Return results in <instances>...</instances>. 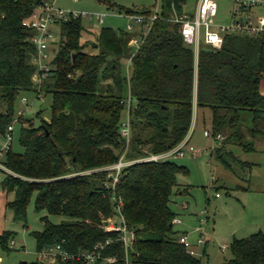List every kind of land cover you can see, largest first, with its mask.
I'll list each match as a JSON object with an SVG mask.
<instances>
[{"label": "trees", "instance_id": "1", "mask_svg": "<svg viewBox=\"0 0 264 264\" xmlns=\"http://www.w3.org/2000/svg\"><path fill=\"white\" fill-rule=\"evenodd\" d=\"M49 1L0 0L1 135L16 119L18 94L35 92V46L24 23ZM185 6L186 0H163L159 19L135 53L129 43L136 33L102 28L91 42L83 41L82 18L59 25L60 44L42 87L52 96L51 118L36 126L22 117L19 142L24 152L10 149L3 162L10 174L2 188L15 196L7 204L15 221L27 222L33 197L37 213L66 219L60 224L41 219L44 230L32 233L38 251L54 245L72 253L93 251L112 241L103 257L116 261L106 264H126L118 233L104 228L109 219L118 222L117 196L135 233L133 264H202L174 230L176 214L170 204L182 191L177 177L186 173L184 167L173 160L134 164L125 169L116 189L107 186L108 173L93 172L124 155L136 161L177 148L193 125L196 83V107L212 111L211 132L223 137L214 150L223 163L231 167L224 157L236 159L234 148L256 151L254 141L264 136V37L226 36L221 50L202 48L196 64L182 25L170 21L173 11L183 14ZM125 14L150 16L152 11ZM89 46L97 53L84 52ZM124 113L131 124L129 144L121 134ZM245 115L251 117L249 123ZM11 238L10 233L0 234L3 250H10ZM228 249L231 258L225 264H264V232L234 238ZM53 264L84 263L58 259Z\"/></svg>", "mask_w": 264, "mask_h": 264}, {"label": "rangeland", "instance_id": "2", "mask_svg": "<svg viewBox=\"0 0 264 264\" xmlns=\"http://www.w3.org/2000/svg\"><path fill=\"white\" fill-rule=\"evenodd\" d=\"M53 2L60 10L79 15L86 14L87 17L82 18L85 28L83 41L91 42H96L98 32L102 28H111L119 32L127 31L128 26H132L134 33L138 34L141 30L140 26L132 17L125 14V11L153 12L157 8L161 10L163 5V0H53ZM196 3L197 0H186L185 12L191 19L195 18ZM231 9L232 5L229 1H222L218 20H229ZM252 13L255 16L264 15V6L257 7ZM90 15L102 16L103 25L99 24L95 18H89ZM52 43L54 45L47 53L50 61L53 60L54 51L60 44L59 28L55 29ZM93 49L89 46L84 52L97 53ZM123 65L127 66V61H123ZM42 96L38 99L36 92H20L15 102V118H18L19 111H23V119L32 120L36 126L41 123L42 119L49 121L52 96L44 93ZM23 99H26L28 103L24 104ZM39 112H41V117L37 116ZM212 115L210 109H200L194 117L190 145L197 149L199 154L196 157L188 154L183 159L173 160L178 166L184 167L186 173L179 174L177 177L182 194L172 196L170 207L176 214V221H186L192 226L195 240L193 243L189 239V243L197 253L196 257L202 259V264H225L231 258V253L229 249L223 251L222 248L229 247L233 237L225 238L236 225L251 224L255 221L257 214L255 212L260 201H264V136L254 141L255 152H243L240 148H234L232 151L236 159L229 156L224 157V160L231 166L228 168L214 152L217 147L215 140L204 136L205 131H212ZM244 119L249 123L251 117L245 115ZM126 122L127 114L124 113L123 123ZM21 129L22 124L18 123L13 133L11 146L14 153L24 152L19 142ZM5 143V136L0 134V151ZM2 156L1 165L5 159V155ZM7 173L5 168L0 167V234L10 233L12 238L9 251L0 247V264L42 263L39 260L36 240L32 233L44 230V223L41 220L43 217H48L53 224H60L66 219L51 216L46 211L37 213L35 197H33L27 210V222L15 221L14 212L7 207L8 203L14 201L15 196L6 194L2 188V182ZM254 224L252 229L249 228L236 237L243 239L259 231L264 232V224L258 229L255 226L259 224ZM200 227L206 233L204 245H197L201 237L198 230ZM174 230L179 234L184 231L176 223ZM44 263L53 264L54 262Z\"/></svg>", "mask_w": 264, "mask_h": 264}, {"label": "built area", "instance_id": "3", "mask_svg": "<svg viewBox=\"0 0 264 264\" xmlns=\"http://www.w3.org/2000/svg\"><path fill=\"white\" fill-rule=\"evenodd\" d=\"M222 1L225 0H197L194 19H191V17L186 12L179 14L176 10L173 11L170 21L175 24L182 25V35L184 42L193 49L196 64L198 63L202 48L205 47L214 51H219L224 45L226 36L237 35L264 37V15L255 16L252 13L257 7L264 6V0H227L232 5L230 19L226 21H219L218 17L220 3ZM160 13L161 10L157 8L150 16H130L135 20L141 29L138 34L133 36L129 43V46L134 49V53L137 52L145 42L154 22L159 19ZM83 17H87L86 14L79 15L56 8L53 0H51L39 6L32 17L25 21L24 26L32 32L31 41L35 46L34 64L37 69L34 76V82L35 92L38 99L43 97V83L49 76V73L52 69V61L49 60L50 58L47 53L50 52L51 46L53 47L54 45L53 43L51 44V41L54 38L55 29L59 28V25L63 22H68L71 19ZM89 18H95L101 25L104 23L102 16L94 17L90 15ZM127 31L134 33V28L132 26H128ZM130 62L131 60L129 63ZM22 102L24 104L28 103L26 99H23ZM22 117H24V112L19 111L18 118H16L8 126L5 135L6 143L3 149L0 151V158L2 155L4 156L10 151L15 127ZM193 127L194 125L190 129V132L185 140L177 148L170 152L158 155L150 154L147 157L136 161H127L124 155L118 163L95 170L93 172L108 173V180H110V183L107 186L116 189L117 185L120 183L125 169L129 166L138 163H162L166 161L183 159L188 154L192 157H196L199 154V151L190 145ZM121 134L126 140L127 144H129L131 140V124L129 119L125 124L122 125ZM204 136L206 138H212L215 140V142L223 140L221 135L214 137L211 131H205ZM0 167L5 168L3 165H1V163ZM7 171L10 174V171ZM217 197H219V195H217ZM114 202L116 205V211L118 212L117 219L119 221L116 222L114 219H109L107 221L108 226H105L104 222V228L107 232L118 233L117 241L123 243L126 255V264H133L130 259V252L135 241V233L129 229L122 215L123 203L121 199L115 196ZM174 223L179 222L175 220ZM198 230L201 233L198 245H204L206 233L201 227L198 228ZM180 242L187 248V251L191 256L196 257L197 253L192 249V245L189 243V240L186 236L181 237ZM111 243L112 241H108L106 245L100 244L96 246L93 251L79 250L74 253L65 250L62 245H54L45 247L41 251H38V256L40 262L42 263L55 262L58 259L70 262H83L84 264L114 263L116 261L115 258L103 257V251ZM226 249H228L227 246L222 248L223 251Z\"/></svg>", "mask_w": 264, "mask_h": 264}, {"label": "crops", "instance_id": "4", "mask_svg": "<svg viewBox=\"0 0 264 264\" xmlns=\"http://www.w3.org/2000/svg\"><path fill=\"white\" fill-rule=\"evenodd\" d=\"M260 90H261L262 94L264 95V79L261 82ZM194 95H195V106H194L193 120H194V117L196 115V112L198 111V109L196 107L197 83L195 85V94ZM179 194L181 195L182 193L180 192ZM185 207H186V205H185ZM255 213H257L255 215L256 216V220L253 221V222L259 224L258 226H255V228L258 229V227H260L261 225L264 224V201L263 200L260 201V204L258 206V209H257V211ZM253 222L251 224H248L247 223V224H243V225H236L235 228H233V230L229 234V236L228 237L226 236L227 238H225V239H229L230 237H233V239L234 238L238 239L236 236L237 235H240L239 233H243V231H245V230H247L249 228H251V229L253 228V224H254ZM176 224L179 225V227H180L181 230H184L181 234H179V232H176L175 231L178 234L177 237L178 238H181L183 236H186L188 238V240L190 239L194 243V240H195L194 237H195V235L193 234L194 230H193L192 226L189 225V224H187L186 221H181V220H180L179 223H176ZM248 226H252V227H248ZM174 227H175V224H174ZM259 232H261V231H259ZM197 245H198V242H197Z\"/></svg>", "mask_w": 264, "mask_h": 264}, {"label": "water", "instance_id": "5", "mask_svg": "<svg viewBox=\"0 0 264 264\" xmlns=\"http://www.w3.org/2000/svg\"><path fill=\"white\" fill-rule=\"evenodd\" d=\"M75 58V56H74ZM78 80H80V77L78 78ZM105 226H108V222H105ZM171 227H173V224H171Z\"/></svg>", "mask_w": 264, "mask_h": 264}]
</instances>
